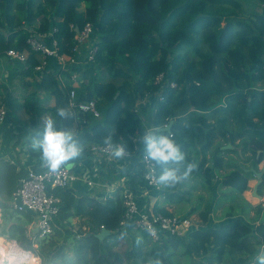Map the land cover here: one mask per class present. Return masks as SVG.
I'll list each match as a JSON object with an SVG mask.
<instances>
[{"label":"trees","instance_id":"16d2710c","mask_svg":"<svg viewBox=\"0 0 264 264\" xmlns=\"http://www.w3.org/2000/svg\"><path fill=\"white\" fill-rule=\"evenodd\" d=\"M257 1L264 5V0ZM89 22L97 24V51L82 69V82L75 84L68 70L59 75L44 71L41 85L56 96L55 107H43L37 93L25 98L31 134L39 131L41 118L55 116L57 106H69L70 94L80 87L77 99H97L101 116L57 117L59 126L78 127L85 157L93 155L92 146L104 145L102 137L109 132L114 143L127 145L132 154L142 129L147 128L138 99L158 94L163 100L156 101L150 128L172 133L188 159L197 163L191 177L208 183L212 194L203 214L206 221V214L215 211L219 201L214 181L243 193L253 176L236 169L217 179L226 164L220 141L234 145L240 140L254 164L263 158L257 154L264 152V11L247 10L238 0H0V59L12 49L27 53L25 74L33 77L41 60L27 43L31 34L57 28L53 38L58 42V55L74 58L78 30ZM161 74L166 79L157 83ZM7 97L0 104L9 106ZM28 150L39 159L30 147ZM156 169L158 177L160 168ZM29 173L0 159V230L38 255L41 264H147L152 258L174 264L173 252L182 246V255H205L208 264H223L228 259L247 264L264 245V220L253 229L236 221L232 227L197 230L186 238L169 233L157 242L147 236L150 241L142 243L138 237L146 233L121 226L126 211L122 191L100 200L57 186L50 191L59 199V219L70 224L73 217L83 218L87 230L52 259L51 253L66 238L63 230L54 227L50 237L34 240V232H29L33 218L17 212L10 203L19 180ZM120 176L128 178L125 186L129 190H139L136 176ZM181 186L160 188L173 200L180 197ZM256 209L262 212L260 205ZM150 211L174 216L160 208ZM103 229L110 234L100 238Z\"/></svg>","mask_w":264,"mask_h":264},{"label":"crops","instance_id":"0c3cea01","mask_svg":"<svg viewBox=\"0 0 264 264\" xmlns=\"http://www.w3.org/2000/svg\"><path fill=\"white\" fill-rule=\"evenodd\" d=\"M94 40H97V33ZM90 46V43L83 44L74 58L62 56L50 60L49 65L44 71L57 75H59L60 71L65 70L71 72V75L78 73V82L81 83V72L87 65L86 56ZM37 57L41 60L40 55H37ZM26 69V62L17 61L8 55L0 59V85L5 86V88H0V103L4 101L2 97L8 95L9 104L7 106L9 115L0 125V159L9 160L17 164L18 168L24 167L30 172L35 168L39 169L37 172H40L45 168L41 166L39 159L29 154L28 150L29 141H31L33 135L31 134L30 119L24 108V100L29 94L37 93L41 105L50 109L56 105V96L42 88L41 80L44 71L36 70L34 76L29 77L25 74ZM78 82H75V84H78ZM79 89L80 87L77 88L76 94ZM158 98V94H152L143 99H138L137 107L147 128H150L152 112ZM47 116L49 114L41 118V124ZM77 128L76 126L73 132L79 137V134L77 135L79 129ZM25 131L28 134L21 137ZM239 143L240 140H237L234 145L231 142L220 141L221 150L223 151L221 155L225 158L226 164L217 175V179L219 176L236 169L251 172L253 176L248 181V188L245 192L239 193L235 188L216 185L218 183L214 181V186H217L219 201L215 211L211 214H206V221L203 214L205 213L206 202L212 196L209 184L202 183L198 179L191 177L187 182L182 184L180 197H176L173 200L167 199L162 189L155 190L148 187L144 180L146 168L140 139L137 142L136 151L121 160H116L112 155L99 156L93 154L90 157L82 155L76 161L70 162V168L78 177V180L71 188L75 190L78 196L86 194L100 200H108L121 191L123 194V186L126 185L128 178L120 175L132 174L137 178L139 190L136 193L144 208L153 209L155 207L164 209L175 216L189 218L192 221L193 226L190 232L183 238H186L191 232L197 230L202 231L207 228L219 229L226 224L232 227L236 221L242 222L253 229L258 224V221L264 220V208L261 206V201H264V187H262L264 152H258L257 157H260L262 154L263 158L259 164H254L253 156H251L252 159H249L250 154H245ZM226 150L231 151L225 152ZM212 155H209V157H212ZM224 192L226 195H223ZM10 203H12V199ZM259 205L262 207V212L260 213L256 209ZM30 216L33 218V221L29 225V232H34L37 228V222L33 215ZM68 221L70 224L67 221H61L58 216L54 220V226L60 227L66 238L63 240V244L51 253L52 259L60 256L65 249L67 250L72 238L79 237V235L87 230L83 218L73 217ZM147 236L142 234L138 239L142 243L150 241L151 238L148 236L149 239ZM116 239L113 236L112 241ZM183 248L182 246L173 252L172 259L174 264H208V258L205 255H182ZM256 254L247 264H255ZM223 264H235V262L228 259Z\"/></svg>","mask_w":264,"mask_h":264},{"label":"built area","instance_id":"2783aa9c","mask_svg":"<svg viewBox=\"0 0 264 264\" xmlns=\"http://www.w3.org/2000/svg\"><path fill=\"white\" fill-rule=\"evenodd\" d=\"M57 28L50 33L45 34H31L27 43L30 49L41 56V63L36 67L37 71H44L49 65L50 60L58 57V42L53 38V34ZM97 32V24L89 22L83 30L78 31L76 40L77 47L74 49L77 54L80 47L85 43H90L88 49L86 62L93 60L97 51L95 46V35ZM8 56L11 58L26 62L27 54L18 52L17 50L8 51ZM73 58V57H72ZM166 76L161 74L157 77L156 82L161 83ZM72 81L78 82L79 75L74 73ZM171 87L175 88L176 83H170ZM159 99L163 97L159 95ZM69 107L74 114H90L94 118H99L101 112L98 107L97 99L78 100L76 97V89L70 94ZM9 115L8 107L2 103L0 104V125L6 120ZM92 153L99 156L111 155V149L106 145H94L91 148ZM127 156H130L128 153ZM145 174L144 180L148 187L160 190L157 179L156 166L144 159ZM78 177L72 171L70 166H64L59 171L53 173L47 168L40 172L31 171L26 177L22 178L17 184L12 195V206L14 210L20 213L30 214L36 218L37 228L34 231V240H43L50 237L54 230V220L59 213V199L51 193L54 187H71ZM124 205L126 207L125 214L121 221V226L126 228L128 226L135 230L146 233L153 241L162 242L166 234H173L184 237L190 232L193 226L189 218H182L178 216H167L160 212H151L150 209L144 208L137 193L129 190L123 186ZM261 206L264 208V201H261ZM2 222V209L0 208V223ZM12 246L8 244L6 247L0 246V264H41V258L32 251L24 249L17 241L8 240Z\"/></svg>","mask_w":264,"mask_h":264},{"label":"clouds","instance_id":"9594fccd","mask_svg":"<svg viewBox=\"0 0 264 264\" xmlns=\"http://www.w3.org/2000/svg\"><path fill=\"white\" fill-rule=\"evenodd\" d=\"M57 117L60 120H67L74 118V113L69 106H57L55 116L49 115L43 120L39 125V131L31 137L29 145L31 150L38 154L41 166L53 173L64 166H70V162L76 161L84 152V144L71 128L59 126ZM102 142L111 149V155L116 160L124 159L128 155L127 145L114 143L111 132L102 137ZM140 144L144 159L160 168L156 181L161 187L174 188L183 184L197 170V163L188 159L172 133H165L159 129H142ZM147 264H163V261L152 258ZM255 264H264V245L258 249Z\"/></svg>","mask_w":264,"mask_h":264},{"label":"rangeland","instance_id":"374dc122","mask_svg":"<svg viewBox=\"0 0 264 264\" xmlns=\"http://www.w3.org/2000/svg\"><path fill=\"white\" fill-rule=\"evenodd\" d=\"M238 1L242 5V7L247 9V10L253 9V10L264 11V5H260V3L257 0H238ZM2 213H3V211H2ZM8 240L9 239L7 238V236L2 235L1 230H0V246H2V247L8 246V244L11 243V242H8ZM11 244H9V245L12 246Z\"/></svg>","mask_w":264,"mask_h":264},{"label":"water","instance_id":"95a60500","mask_svg":"<svg viewBox=\"0 0 264 264\" xmlns=\"http://www.w3.org/2000/svg\"><path fill=\"white\" fill-rule=\"evenodd\" d=\"M79 31V30H78ZM110 232L107 231L106 229H103V231L101 232V234L99 235L100 238H104L105 236L109 235Z\"/></svg>","mask_w":264,"mask_h":264}]
</instances>
